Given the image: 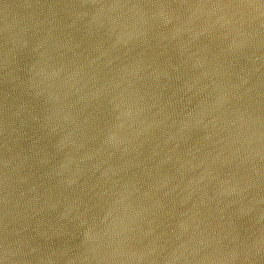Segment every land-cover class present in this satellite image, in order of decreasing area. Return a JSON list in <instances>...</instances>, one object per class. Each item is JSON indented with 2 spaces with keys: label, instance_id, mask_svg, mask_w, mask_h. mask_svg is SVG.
<instances>
[{
  "label": "water",
  "instance_id": "obj_1",
  "mask_svg": "<svg viewBox=\"0 0 264 264\" xmlns=\"http://www.w3.org/2000/svg\"><path fill=\"white\" fill-rule=\"evenodd\" d=\"M0 264H264V0H0Z\"/></svg>",
  "mask_w": 264,
  "mask_h": 264
}]
</instances>
